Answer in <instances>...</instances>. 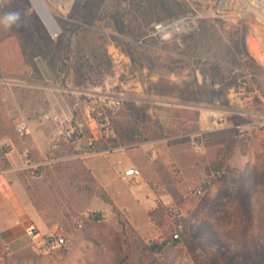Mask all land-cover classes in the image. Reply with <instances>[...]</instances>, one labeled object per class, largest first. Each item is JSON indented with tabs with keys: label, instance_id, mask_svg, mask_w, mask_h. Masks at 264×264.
<instances>
[{
	"label": "rangeland",
	"instance_id": "rangeland-1",
	"mask_svg": "<svg viewBox=\"0 0 264 264\" xmlns=\"http://www.w3.org/2000/svg\"><path fill=\"white\" fill-rule=\"evenodd\" d=\"M11 1V8L5 10L22 14L19 37L28 36L27 42L23 39L18 44L19 61L28 66L31 61L33 67V79L19 72L18 80L27 77L37 83L44 77L51 96L64 97L74 109L86 101L93 105V114L105 106L113 108L112 103L118 102L119 107L122 101L129 103L122 96L131 94L128 88L135 89L138 83L144 100L134 108L145 131L179 146L178 158L170 159L169 174H162L161 187L155 189L157 202L146 204L149 213L122 214L134 232L128 228L122 243L116 241L122 228L114 210H109L114 217L106 223H87L82 230H76L74 222L86 212L76 213L62 222L51 219L52 229L68 238L65 249L43 258L34 247L5 254L0 246V264H117L122 248L129 254L125 264H133L134 235L149 244L178 233L168 217L170 210L180 217H192L194 231L200 232L201 242L209 250L205 256L181 239L172 250L175 264L256 263L264 248V133L255 124L264 119V21L245 2L264 10L262 0ZM162 2L173 11L171 19L166 18ZM111 12L126 15L133 24V35L115 33ZM181 20L186 23L185 31L168 38L161 35L160 28L169 30ZM125 42L144 55L143 68L131 64ZM177 58L185 68L172 72L170 67ZM233 75L242 77L235 90L223 82ZM40 97L35 88L34 106ZM116 109L113 115L120 111ZM212 112L222 118H212ZM236 125L244 127L248 138H255L247 144L237 141ZM192 137H200L202 149L192 145ZM3 151L5 146L0 144V158ZM192 160L197 162L194 172L188 170ZM217 170L221 177L215 176ZM19 176L30 196L39 201L27 183L28 175ZM199 187L203 196L196 198L193 190ZM223 187L240 198L220 203L215 194ZM205 223L210 225V233H205Z\"/></svg>",
	"mask_w": 264,
	"mask_h": 264
},
{
	"label": "crops",
	"instance_id": "crops-1",
	"mask_svg": "<svg viewBox=\"0 0 264 264\" xmlns=\"http://www.w3.org/2000/svg\"><path fill=\"white\" fill-rule=\"evenodd\" d=\"M11 2L0 6V16L11 8ZM23 39L17 27L6 30L0 23V78L5 79L0 80V144L6 150L0 158V246L14 252L35 248L37 240L30 239L26 230L34 227L37 233L46 235L55 225H51L52 218L62 222L65 216L113 207L129 216L149 213L146 204L157 202L155 189L161 187L162 174H169L170 159L178 158L179 143L147 134L134 108L144 100L140 85L128 88L131 94L122 97L129 103L122 101L117 108L120 111L110 116L108 129L100 130L93 105L81 101L74 109L64 97L51 96L46 78L33 82L32 62L28 66V62L22 65L19 61L18 44L28 41L27 34ZM19 72L29 75L31 81L27 77L18 80ZM35 88L41 92L37 106ZM45 113L56 115L59 122L44 121ZM75 121L86 122L80 145L59 138V131ZM22 128L25 134L20 135L18 130ZM92 138L94 146L89 149L86 143ZM189 166L188 170L194 172L197 162L192 160ZM130 169L140 175L125 177ZM23 172L39 201L26 189L24 178L19 176ZM98 188L107 193L112 205L95 195Z\"/></svg>",
	"mask_w": 264,
	"mask_h": 264
},
{
	"label": "trees",
	"instance_id": "trees-1",
	"mask_svg": "<svg viewBox=\"0 0 264 264\" xmlns=\"http://www.w3.org/2000/svg\"><path fill=\"white\" fill-rule=\"evenodd\" d=\"M163 7L165 9V12L167 14L166 18L171 19L173 17V11L169 10L167 7V4L165 2H162ZM177 12H182L181 4L177 3ZM109 20L112 22L113 29L115 33H117L121 37H129L133 35L134 33V27L133 24L127 19L126 15L122 12H111L109 13ZM162 19H158V22H162ZM175 49L178 50V45H175ZM124 51L127 55V57L130 59V62L135 67H141L143 68L142 60L141 58H145L144 55H140L138 53V47L130 44L129 42L124 43ZM182 59H175L174 63L175 65L173 67H170V71L176 72L178 70L184 69L185 67L182 64ZM181 65H176V64ZM242 78L241 75H233L232 77H227L225 81L226 86L231 89H237V82L238 80ZM230 79V81H229ZM106 116L110 115V112H105ZM236 140H242L244 143H248L250 138L246 136L244 133L243 136H239L237 134ZM262 167H264V161H262L261 164ZM218 168H222V166H218ZM89 188V187H87ZM93 192L92 188H89L88 191ZM95 195L103 200L105 203L112 205V200L109 198L107 193H105L101 189H97L95 191ZM241 195L238 193L233 192V190L229 189L228 187H223L222 189H219L215 197L219 200L220 203H224L229 199H238ZM211 207L210 209H212ZM113 210L115 211L117 221L119 225L122 228L121 233H116V241L119 243H122L124 239L122 237L124 236V233L129 228L131 230V226L129 225L128 221H126L121 212H119L115 207H113ZM157 212V209H156ZM152 214V212H151ZM174 215L173 221L175 222V225L177 227L178 231V240H174L173 237L170 235V237L166 238H159L157 240L151 241L149 244L144 243L138 236H135L132 239V247H133V253L135 254L136 258L134 259L133 264H175V257H172V250L174 247H176V243H180L181 239H183L186 242H190L191 245L194 246V251H198L201 254L205 256H209V250L207 247L201 242L200 232L197 233L194 231L193 225L191 223L192 217H180L179 214H174L173 211H168V215ZM210 225L208 223H205V233H210ZM132 233H134L131 230ZM123 235V236H122ZM127 242V241H126ZM122 248V246H121ZM134 256V257H135ZM118 261L117 264H125L127 260L129 259V254H126L124 252V249L122 248L120 251V254H118ZM242 264H264V248H262V252L260 253V259L255 262L248 261L244 262L242 261Z\"/></svg>",
	"mask_w": 264,
	"mask_h": 264
},
{
	"label": "built area",
	"instance_id": "built-area-1",
	"mask_svg": "<svg viewBox=\"0 0 264 264\" xmlns=\"http://www.w3.org/2000/svg\"><path fill=\"white\" fill-rule=\"evenodd\" d=\"M113 108L111 107H102L101 109L95 111V119L98 120V127L100 130L108 129L109 127V118L114 114V110L120 106L118 102L112 103ZM107 110L110 112L109 116L105 115V112ZM212 118H222V115L220 113H213L211 114ZM42 119L44 121H52V122H59V118L56 115H49L48 113H45L42 115ZM255 124L260 126L262 128V133H264V119H260V121H257ZM86 122L84 121H75L69 123L67 126H64L59 131V138L69 144L72 145H80L81 140L83 139V133L85 130ZM237 133L239 136H243L244 130L242 125H236L235 126ZM20 135L25 134L24 129L18 130ZM192 145L198 149L203 148V142L201 141L200 137H192ZM87 147L89 149H93L94 146V139H90L87 141ZM221 170H217L215 172L216 177H221ZM125 177H132V176H138L140 175L139 171L136 169H130L125 171L124 173ZM193 195L196 198H201L203 196V189L201 187L195 188L193 190ZM114 217L113 211H107V212H99V211H93V212H86L81 214L74 222V228L76 230H82L84 226L87 223L95 224V225H101L107 222L110 218ZM169 219L173 221L174 215H168ZM27 236L32 240H37V244L35 246V249L38 252V255L43 258H47L52 256L53 254L65 249L68 246V238L66 235H64L62 232L53 230L52 232L46 234V235H40L37 233L34 227H30L26 230ZM171 236L174 240H178L179 236L177 233H171ZM180 243H176V246H178ZM10 252L9 247L4 248V253L8 254Z\"/></svg>",
	"mask_w": 264,
	"mask_h": 264
},
{
	"label": "bare ground",
	"instance_id": "bare-ground-1",
	"mask_svg": "<svg viewBox=\"0 0 264 264\" xmlns=\"http://www.w3.org/2000/svg\"><path fill=\"white\" fill-rule=\"evenodd\" d=\"M245 4L248 6L250 11L256 13L262 19L261 21H264V10L252 6L249 2H245ZM262 6H264V0H262ZM160 29H161L160 32L162 33L161 35L164 36L165 38H168L173 34L179 33L181 31H185L186 23L183 20L176 21L169 26V30L168 27L160 28Z\"/></svg>",
	"mask_w": 264,
	"mask_h": 264
},
{
	"label": "clouds",
	"instance_id": "clouds-1",
	"mask_svg": "<svg viewBox=\"0 0 264 264\" xmlns=\"http://www.w3.org/2000/svg\"><path fill=\"white\" fill-rule=\"evenodd\" d=\"M7 0L0 2V6L6 3ZM0 23H3V27L7 30L15 26L17 28L24 26L22 14L19 11H9L0 16Z\"/></svg>",
	"mask_w": 264,
	"mask_h": 264
}]
</instances>
